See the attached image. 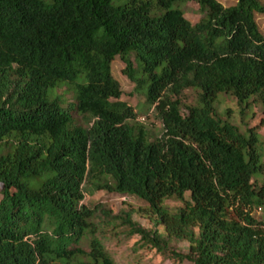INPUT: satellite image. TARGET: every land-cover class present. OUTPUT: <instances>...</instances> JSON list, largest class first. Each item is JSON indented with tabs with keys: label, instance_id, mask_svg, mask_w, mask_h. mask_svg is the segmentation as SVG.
<instances>
[{
	"label": "trees",
	"instance_id": "1",
	"mask_svg": "<svg viewBox=\"0 0 264 264\" xmlns=\"http://www.w3.org/2000/svg\"><path fill=\"white\" fill-rule=\"evenodd\" d=\"M259 16L261 0H0V264H118L97 222L111 213L84 202L98 191L144 200L164 231L127 214L132 234L162 253L187 241L180 264H264L260 133L217 109L229 95L243 117L264 110Z\"/></svg>",
	"mask_w": 264,
	"mask_h": 264
},
{
	"label": "rangeland",
	"instance_id": "2",
	"mask_svg": "<svg viewBox=\"0 0 264 264\" xmlns=\"http://www.w3.org/2000/svg\"><path fill=\"white\" fill-rule=\"evenodd\" d=\"M225 6L235 5L237 0H218ZM264 3V0H261ZM185 15L192 21H197L204 16L198 3L189 1L184 5ZM259 24L264 23V16L258 17ZM125 63L119 56L112 62L113 76L120 82L123 90L122 100L128 102L139 111H144L145 96L134 91L135 84L124 74ZM62 91V90H61ZM72 100V95L69 94ZM196 94L192 90H186L183 95V101L186 104L195 103ZM218 113L232 123L239 125L242 130L247 126H256L260 133L259 147L264 153V110L261 104H256L243 117L240 113V106L235 98L229 95H221L217 104ZM152 113V112H151ZM140 116L139 120L147 124L154 133H159L162 128L161 122L154 118ZM144 118V119H142ZM190 198V193L186 195ZM1 198V185H0ZM85 204L93 207L100 203L106 210L111 213V217H101L97 219L99 223V235L102 237L104 244L118 264H180L172 259L170 252L187 253L189 243L187 241L172 239L169 249L166 253L158 251L150 244H145L140 240V235L132 234L130 225L125 221L127 214H130L133 221L141 227L149 230L164 231L163 226L156 224V215L148 208V204L131 195H121L107 191H98L93 195H87ZM166 206L170 209H177L184 205L183 202L170 199L166 201ZM259 218H264V214H256ZM111 220V221H110ZM182 264H192L185 260Z\"/></svg>",
	"mask_w": 264,
	"mask_h": 264
},
{
	"label": "built area",
	"instance_id": "3",
	"mask_svg": "<svg viewBox=\"0 0 264 264\" xmlns=\"http://www.w3.org/2000/svg\"><path fill=\"white\" fill-rule=\"evenodd\" d=\"M261 28H262V30H263V32H264V23L261 24ZM142 119H144V118H142ZM261 211H262V208H259V209H258V212L260 213Z\"/></svg>",
	"mask_w": 264,
	"mask_h": 264
}]
</instances>
